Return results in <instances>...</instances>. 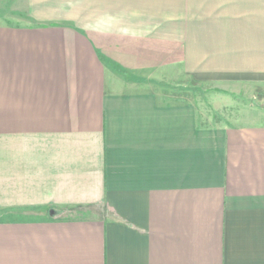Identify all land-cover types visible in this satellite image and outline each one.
Segmentation results:
<instances>
[{"label": "crops", "instance_id": "0c3cea01", "mask_svg": "<svg viewBox=\"0 0 264 264\" xmlns=\"http://www.w3.org/2000/svg\"><path fill=\"white\" fill-rule=\"evenodd\" d=\"M9 8L0 264H264V0ZM172 71L252 103L205 123Z\"/></svg>", "mask_w": 264, "mask_h": 264}, {"label": "rangeland", "instance_id": "374dc122", "mask_svg": "<svg viewBox=\"0 0 264 264\" xmlns=\"http://www.w3.org/2000/svg\"><path fill=\"white\" fill-rule=\"evenodd\" d=\"M10 0H0V23H17L20 13H13L10 10ZM17 12V11H15ZM169 77L174 78L172 81H160L164 86L172 89L186 88L193 95L198 103L200 112L204 118L210 121H226L229 119L238 120L241 109L252 103V96L246 92L245 85L242 83L219 82L218 83H196L192 85L189 80L186 82L178 71L167 72ZM183 78V80H181ZM231 106V107H230ZM236 108V109H235ZM235 109V110H234ZM236 115V116H235Z\"/></svg>", "mask_w": 264, "mask_h": 264}]
</instances>
